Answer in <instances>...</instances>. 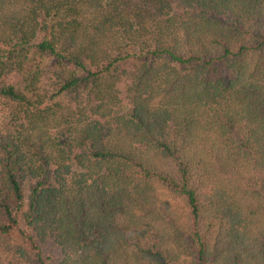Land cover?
<instances>
[{"label":"trees","instance_id":"trees-1","mask_svg":"<svg viewBox=\"0 0 264 264\" xmlns=\"http://www.w3.org/2000/svg\"><path fill=\"white\" fill-rule=\"evenodd\" d=\"M0 264H264V0H0Z\"/></svg>","mask_w":264,"mask_h":264}]
</instances>
